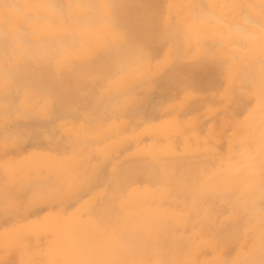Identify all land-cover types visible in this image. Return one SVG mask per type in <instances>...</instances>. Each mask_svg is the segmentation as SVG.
Wrapping results in <instances>:
<instances>
[{
    "label": "bare ground",
    "instance_id": "6f19581e",
    "mask_svg": "<svg viewBox=\"0 0 264 264\" xmlns=\"http://www.w3.org/2000/svg\"><path fill=\"white\" fill-rule=\"evenodd\" d=\"M195 1L196 4L195 7H193V3L185 0H0V138L4 139L0 142V148H10L9 150H11L14 146L18 148V146L23 145L22 143L27 139L37 142L39 139H44L43 137L46 136L50 138L53 134L54 137H58L60 133L58 131L60 130L57 129V123L69 119L76 122H84L88 125L95 123L99 125V127H97L98 133L100 132L99 134L108 133L112 135L118 133L115 137V142L122 143L123 140H127L128 143L129 141L131 145L133 144L132 149H135L136 155L146 156V158L144 156L143 158H138L142 160L145 159V164L140 165L141 163L139 164V161H137L138 159L136 160L135 157L134 159L137 162L135 160L133 161V158H131L132 160L130 158L127 160L126 158L127 161L136 163L135 165H130L133 163H128L124 160L126 162L120 164L122 166L120 170H118L119 166L117 167L116 165L117 172L115 170V173H118V175L114 174L113 177L115 178L116 176L119 179L112 178L117 183L111 179L112 175L108 176V182H110L112 186L107 181L108 184L104 182L108 180L105 176L106 173L104 174L106 179H104V177V181L100 179V182L103 181L106 184V192L108 190L107 194L110 193V188L108 187H111V194L113 190L115 191V195H110L112 197L109 199L111 201L113 198L111 203L114 205L110 204L113 209L110 208L108 204L110 201L105 203L106 206L103 204L104 199L101 200L102 206L101 203H97V201V204L91 207V211L94 210V212L97 213V210H99L98 213L101 211L105 213L108 212L109 209L108 213H110V216L108 214H102V216H104V219H102V216L98 217L93 213L95 218L97 217L96 220L99 221V224H96L97 222L94 223V220L88 215V217L82 221L83 225H81L86 229V234L89 230L95 233L99 231L103 234H114L117 238L116 241H113L114 248L119 247L117 246L118 244H116L120 242L117 235L129 234L131 238L128 236L126 237H128L129 240L131 239V247H126L128 251L130 249L129 252L132 251V256L129 255L133 258L131 260L132 262L126 257L124 259L131 264H264V0H234L231 3H227V0H214L209 3V0V5L212 4L216 9H211V11H217V9L218 11H226V9H230L231 12L238 9L241 13L240 16H242V18L245 16L244 22L228 23V17H224V12L222 16L223 21L221 20V23L213 19L215 24L219 26L223 24V26H220L224 28L223 33L216 32L214 34L216 37H221V41L213 42L211 40L207 42L208 44H203L199 39H195V36L191 35L189 32L190 34L187 35H190L193 39H182L183 43L181 38L179 40L177 38L183 35V29L188 30L192 24H198L199 22L201 24L202 21H205L206 23L208 22L206 26H209L208 28L210 30L215 28L214 25L209 23V21L212 22V18L204 19L202 17L204 14L211 17L212 14L210 13L212 12L210 11L209 13L206 9L205 13H200L204 6L201 4L204 3L200 0ZM199 13L203 15L198 17L197 15H200ZM204 23L202 26H205ZM241 29L242 32L240 31ZM253 30L259 32L257 33L258 36H254V34L251 35ZM180 31L182 32L181 35L179 33ZM194 33H196L195 30ZM190 36H188V38ZM206 36L209 38L208 36L210 35L207 34ZM222 37L226 39L223 40ZM190 57L193 60L195 58L196 62L191 64V60L189 61ZM219 84H221V86ZM218 85L220 86V90H218ZM223 85L224 87L221 89ZM139 90L142 92H136ZM177 90L183 91L181 92L183 98L180 102H178L177 96L175 97V92ZM179 93L176 95L181 94ZM154 94H157L156 99L155 97L151 98ZM249 96L250 98H247V101L250 99L251 106L248 104L249 108L246 109L248 111L247 121L245 124L244 121H242L241 129L236 131L237 128L240 127L236 128L234 123V125H230L231 122H233V118L231 117V119L229 117L231 119L230 121L222 114L224 118L228 119L226 122V119L220 116L223 121L222 125L230 123L228 125L231 127L228 129H217L218 132L215 131L214 134H209V136H207L209 138L208 143L204 142V135L195 128L191 130L188 123L183 121L180 115L176 118H168L174 110L181 111L187 108L188 110L191 109V114L193 112L197 113L200 110L202 112L204 111V113H202L203 115L200 113L197 114V120H200L202 116L204 117V114H207V119L211 120L212 117L208 115L213 116L216 111L220 110L226 111V109L228 110L230 107V104L238 106L240 99H242L241 97ZM244 99L246 100V98ZM151 102L154 103L152 104ZM241 106L239 105L237 109L241 108ZM234 107L236 106H233V108ZM187 109H184L183 113L186 111L185 113L189 114ZM193 109L197 110L195 111ZM234 111L232 112L233 114ZM238 111H240V109ZM238 111L235 113L240 114L241 112ZM162 114L166 116L167 120L160 125H155V121L160 115L163 116ZM260 115L261 122L259 127H256L255 124ZM240 117L241 116L237 117L236 120ZM186 118L188 119V117ZM195 118L193 116V119ZM160 122H162V120ZM20 123H24V126L27 123V128L30 124V127L28 129H25V127L22 128L20 127L22 126ZM213 123L216 124V122ZM13 124L17 125H14L13 128L15 129L12 128V130H8L9 128L7 127ZM32 125L33 127H31ZM201 125L202 124H200V126ZM244 125H249L251 127L255 126L254 133L259 128L258 137H256L255 142L253 141V145L249 143L250 136L247 139L248 142L245 141L247 137L244 138L243 135V132L246 130V128L243 130ZM59 127L61 129L60 124ZM91 127L92 125H90L89 129ZM215 127L217 128L218 126L215 125ZM233 127L234 129L236 128L234 130L236 132L235 135H232L233 139L231 142L234 141L237 146L235 147L234 145L233 148H236V150L239 148L242 152L241 158L250 159L248 163L232 164V160L227 158L228 153H232V150L228 152L230 143L226 142L225 151L220 150L222 147H225L222 146L223 144H218L219 146L216 144L222 143V136L226 135L225 129L229 130ZM216 128L214 130H216ZM55 129L57 135L54 133ZM126 130L129 131H127L128 137L121 139L122 137H126V135L123 134ZM64 131L67 132V129ZM63 136L68 137L65 135ZM147 136H149L147 140L150 141V144L144 146L143 138H147ZM69 138L71 139V137ZM69 138L66 140L68 143L66 150L68 152L72 150L69 148V144H71ZM94 138L96 137H92V140H94ZM101 138L105 139V137ZM99 140L100 139L97 137L96 142H99ZM224 141H226V139ZM29 142L30 140H28V143ZM191 142H193V144H191ZM32 143L33 142H31V144ZM38 143H40V141H38L37 144ZM53 143L48 144L53 145ZM87 143L88 142H85V144ZM93 143L95 144L94 141ZM127 143L125 142L126 146H129L130 144ZM57 144V146L54 147L62 149L61 144L58 142ZM100 144L102 143L100 142ZM216 145L217 147L222 146L218 149L219 151L213 150ZM63 146L66 148V143L65 145L63 144ZM103 146V152H105V150L111 148L110 146L113 147L114 145L107 142V144ZM76 148L77 147L73 150L74 152ZM57 149L55 148V150ZM128 149L130 148L123 150ZM190 150H195V152L198 151V153L203 152L202 154L208 151V155H206L207 158L203 159V155H197L202 159L196 156L195 158L199 160H189V158H193L195 155L188 156L187 153V156L184 157V154H182V158L180 157V153H185ZM31 151L33 152L34 150L31 148ZM90 151L88 152L89 154ZM80 152L82 151H79V153ZM97 152L99 153L98 157L101 156L100 153H102V151L98 150ZM119 152V156L121 157V151ZM238 152L236 151V153ZM111 153L114 154L113 151H111ZM111 153H108V156H112ZM116 155L117 154L113 156ZM166 156H169V159ZM175 156L176 159L180 157L182 160H176ZM44 157L45 156L41 157L39 161ZM173 157L175 160H172ZM107 158L109 157L106 156L105 162L108 164L107 161H110V158ZM170 158H172V163H169V161L171 162ZM164 159L165 161L166 159L169 160V164L166 163L167 161L165 162ZM24 160L28 161L26 159ZM56 160L58 168L66 169V167H72L73 165L72 161L61 160L65 162L62 163L58 161V159ZM97 160L98 159L95 161ZM148 160H150V162H148ZM47 161L49 162V160ZM10 162L11 164H6L8 166L4 167L6 172L10 168L22 166L20 163ZM111 162L112 161H110L109 164ZM22 163H24V161ZM31 163L33 162L31 161ZM40 163L42 162L40 161ZM75 163H77V161H75ZM102 163H104V161H102ZM77 164V168H80L79 163ZM94 165L96 164L94 163ZM94 165H90V167L93 169ZM110 165H107V167H110ZM125 165L128 166V168H125ZM88 166L89 165H87V168L89 170L90 167ZM247 166L248 169L246 168ZM123 167L126 170H124ZM94 169H97V166ZM94 169L93 172L95 173ZM31 170L30 172L33 173L34 169L31 168ZM50 170L51 169H49V171ZM18 171H21V169ZM45 171L41 169L40 173L42 176L43 172L44 175H46ZM6 172L5 174H7ZM13 172L16 173V171ZM83 173L85 175V172H82V174ZM29 174H26L29 177V179L26 177V183L32 178ZM63 174L64 173H62V175ZM12 175V177L15 176L14 174ZM236 175L239 176L237 177ZM8 176H11V174L9 175L8 173ZM37 176L38 175H36V177ZM93 176L92 173L91 179H93ZM22 177L24 179L25 176L22 175ZM36 177L34 180L35 182L37 181ZM3 178H5L4 175ZM45 178L44 181L46 180ZM77 178L78 177L74 179L75 181L73 180V183L75 182L74 186L78 184V182L76 183ZM11 179L16 181V179ZM38 179L41 182L39 176ZM91 179L89 180L91 181ZM84 180L85 182L87 181L86 178ZM118 180L124 183H120ZM140 180L146 181V184L139 186ZM15 181H13V183ZM17 181H19V179ZM57 182L59 183L60 179H57ZM46 183L47 181L45 184ZM51 183L52 182L48 180L49 188L53 186ZM104 183H100L102 185H97H99V187L105 186L103 185ZM61 184H63L64 187V184H66L65 180ZM83 184L84 186L86 185V183ZM83 184L81 185L83 186ZM122 184L130 185L128 189H123L124 186L122 187ZM14 185L16 184L14 183ZM13 186L10 185V187ZM38 186L40 185H35L39 191L40 187ZM21 187L23 188L24 186ZM21 187H19V192L22 190L24 196H26V192L31 190L29 189L30 187L23 188L26 191L23 192ZM90 187L92 186L90 185ZM36 188H34L36 190L35 193L37 192ZM44 188L42 189L43 191ZM78 188L80 187L78 186ZM95 188V186L92 187L93 190ZM59 189H61V186ZM80 189L82 190V188ZM92 189L88 191V193L92 192ZM48 190L46 191L48 192ZM87 190H89V186ZM43 191L40 193L41 195ZM65 191L67 190L64 189L63 195L69 192L67 191L65 193ZM1 192L3 195L6 193V195L9 196V199L5 197V201L4 198L0 197V203L1 199H3L1 205L4 204L3 202L12 203L13 199H16V201H14L17 202L19 198L17 196V198H12L10 195L12 193L7 191L4 193L2 189ZM57 192H59V194ZM57 192L56 195L61 194L60 191ZM73 192L75 194L74 190L69 194ZM77 192H80V190H76V193ZM51 193H53V189ZM36 194L38 195V193ZM74 194H71V198ZM86 194L83 193V195ZM21 195L23 196V194ZM50 195L52 194L49 193L48 199H46L47 203L52 202V199L48 202ZM28 197L30 196L28 195ZM35 197L37 196L33 195L34 200ZM83 197L80 199L82 200ZM92 197H94V195ZM6 198L12 202H7ZM37 198L39 200V198L43 199L44 197H39L38 195ZM68 198L70 199V196L65 199L69 200ZM32 199L31 203L28 199L30 204H34V200ZM67 200L66 203L68 202ZM79 200L78 202H80ZM88 200L86 202H88ZM35 201H37V199ZM58 201L59 200L56 202ZM63 201L65 200L62 199L60 203L66 204ZM90 201L88 204H90ZM44 203L46 205V202L40 205L43 207ZM53 203L55 202L51 204ZM14 204V202L10 204V207ZM32 205L30 208H32ZM103 206H105V208ZM35 207L36 206H33L34 209ZM27 208L29 209V207ZM39 208L37 209L40 210ZM13 211L15 210H12V212ZM29 211L27 213H29ZM12 212H7L9 216L7 214L5 216V214L1 212L0 215L4 219L0 218V220L2 219L1 221L5 223V219L7 218V221L10 217V221H8L10 223L12 220V214L10 215V213ZM20 213H22V211H19V213L17 211L16 215ZM32 214L35 215L36 213L32 212ZM21 216L20 214V217ZM27 216H30V213L27 214ZM50 216L53 215L50 214L49 217ZM56 220L59 221L58 217ZM1 221L0 223L2 225L5 226L7 224V222L3 224ZM107 221L111 222L106 224ZM112 222L113 224L111 225ZM55 224H57V222ZM6 232L7 231L2 232L4 236ZM2 233H0V236H3ZM11 234L14 233H10V235ZM15 234L17 235V233ZM88 234L90 235L91 232ZM103 234L102 237L108 236ZM59 235H61V233ZM80 235L82 234L80 233ZM33 236L34 234L28 237L31 239ZM87 238L89 240L86 239V237L85 239L83 238V243L86 240L91 241L90 237ZM33 239H31V241H33ZM40 241L43 242L42 239H40ZM46 241H48V239ZM61 241L62 239L60 242ZM33 242L31 243L33 244ZM40 244L42 245V243ZM97 244H99V242ZM68 245L69 244H67V248L69 247ZM86 245L89 246L87 243ZM119 245L124 247L122 243H119ZM91 246L94 247L93 250ZM91 246V249L89 247L88 250H92L91 254L95 252V254H97L99 250H94L98 245ZM151 247L158 251V253L155 251L158 256H146L144 258L142 252L147 254L150 253V256L151 254L154 255V253L151 252ZM86 248L87 247H85V249ZM104 248L100 249L101 251L103 249L107 252V255L103 252L102 255L104 254L103 256H108L109 258L108 252L111 250L109 251L108 247H106L107 249ZM7 249H5V252H7ZM29 249L32 250L30 247ZM120 249L118 250L119 252L121 251ZM30 250H27V252H30ZM18 251H20V249H18ZM85 251H87V249ZM86 253L88 254V252H85V254ZM138 253L142 254V258H139L140 256ZM10 254L7 253V256H10ZM15 254L12 253V256ZM23 254L22 256H24ZM25 256L23 258L29 261V258H25ZM35 256L36 253L34 257ZM118 256L120 255L118 254ZM130 256L128 258H130ZM11 257H9L10 260ZM99 257L96 258L99 259ZM34 259L37 258L35 257ZM105 260L106 259H104V261ZM36 261H38V259ZM101 261H103V259H101ZM104 261L102 263L97 262L98 264H103ZM24 263H26V260ZM124 263L123 261L122 264ZM3 264H5V262ZM106 264L110 263L106 262Z\"/></svg>",
    "mask_w": 264,
    "mask_h": 264
},
{
    "label": "rangeland",
    "instance_id": "374dc122",
    "mask_svg": "<svg viewBox=\"0 0 264 264\" xmlns=\"http://www.w3.org/2000/svg\"><path fill=\"white\" fill-rule=\"evenodd\" d=\"M182 1V0H181ZM185 1H188V2H190V3H193V7H195V4H196V1L195 0H185ZM202 3H204V4H201V5H204L203 6V10L201 9V11L202 12H200V13H205L206 12V9H207V12H209L210 13V11H211V9H215L214 7H213V5L211 6V5H209V3L211 2V1H214V0H200ZM208 1H209V3H208ZM232 1H234V0H227V3H231ZM206 2H207V4H206ZM240 3V2H239ZM238 3V4H239ZM207 7V8H206ZM213 7V8H212ZM209 9V10H208ZM216 10V9H215ZM238 11V12H237ZM212 13H210V14H212V16L210 17V16H206L205 14L203 15V14H200V15H197L198 17L199 16H202L204 19H210V18H212V22L215 20V21H220V23H221V20L223 21V18H222V16H223V14H224V12H225V14H224V17H228L227 18V22L228 23H230V22H236V23H242V21L244 22V20H245V16H244V18H242V16H240L241 15V13H240V10H238V9H236V10H234V11H231L230 12V9H226V11H224V10H220V11H218V9H217V11H211ZM234 12V13H233ZM216 13H217V16H216ZM239 13V14H238ZM215 16H214V15ZM229 14V15H228ZM232 14V15H231ZM205 16V17H204ZM236 16V17H235ZM238 16V17H237ZM208 17V18H207ZM213 17H215V18H213ZM232 17V18H231ZM234 17V18H233ZM221 18V19H220ZM232 20H231V19ZM214 19V20H213ZM229 19V20H228ZM237 19V20H236ZM243 19V20H242ZM231 20V21H230ZM217 21V22H218ZM203 23L205 22V21H202ZM201 22V24H200V22L198 23V24H192L191 25V27L190 28H188V30L187 29H183L184 30V32H183V35H181L182 34V32L180 31L179 33H180V37H178L177 39L179 40L180 38H181V41L183 42V40L185 39V40H191V39H193V37H191L190 35H187V34H190L191 33V35H194L195 36V39H199L200 40V42L201 43H205V44H208L207 42H210L211 40L214 42V41H216V42H219V41H221L220 39H221V37H216L214 34L217 32V33H223V27L221 28L220 26L222 25L223 26V24H221L220 26L218 25V24H215V22H211V21H209V23H211V25H214V29H212V30H214V31H212V30H210L208 27L209 26H206V24L208 23H204V25L206 26H202V23ZM194 30L196 31V33H194ZM198 30V31H197ZM188 31V32H187ZM193 31V32H192ZM229 31V30H228ZM259 31V30H258ZM190 32V33H189ZM211 32V33H210ZM225 32V31H224ZM232 32V31H231ZM231 32H229V33H231ZM263 32H264V30H263ZM199 33V34H198ZM257 33H259V32H255L254 30H253V32H252V34L251 35H253L254 34V36L256 35V36H258V34ZM210 35V36H208L209 38H207V36L206 35ZM184 36V37H183ZM187 36V37H186ZM188 36H190L189 38H188ZM215 36V37H214ZM183 39V40H182ZM204 41H203V40ZM208 39H210V40H208ZM214 39V40H213ZM222 39L224 40V39H226V38H223L222 37ZM184 43V42H183ZM193 47V46H192ZM196 47V46H195ZM194 47V48H195ZM166 48V47H165ZM191 58V57H190ZM189 58V61L191 62V64L194 62H196V59L194 58V60L191 58L190 59ZM188 61V62H189ZM222 84V83H221ZM221 84H219L220 86H221ZM218 85V86H219ZM220 86H219V89L218 90H220ZM223 87H224V85L221 87V89H223ZM181 93V92H183V91H181V90H177L175 93L176 94H178L179 92ZM136 92H138V93H141L142 91L141 90H139V91H136ZM174 93V94H175ZM179 93V94H180ZM175 94V97L176 98H178L177 100H178V102H180L181 101V99L183 98V94L181 93L180 95H176ZM157 94H154V95H152L151 96V98L153 97H155V99H156V96ZM244 96H246V95H244ZM248 96V95H247ZM242 99H240V103H239V105L241 106V108H238L237 109V107L239 106H237V105H232V104H230V107L228 108V110L226 109V111L225 110H220V111H216V113L213 115V114H211V115H213V116H210V115H208L209 117H212V119L211 120H208L207 119V114H204V117L202 116L201 118H200V120H197V114H202V113H204V111L202 112L201 110L199 111V112H193L192 114H191V109L190 110H188L187 108H184V109H187V111H188V113L189 114H187V113H183V111H184V109H182L181 111H179V110H174L173 112H172V114L168 117V118H176L178 115H180V117L181 118H183L182 120L183 121H185L186 123H188V126L191 128V130L193 129V128H195L197 131H199L200 133H202L203 135H204V137H203V140H204V142H206V143H208V140H209V138L207 137V136H209V134H214V132L216 131V132H218V130H220V129H222V128H226V129H228V128H230L231 126H232V124L237 128V127H240V128H237V130L236 131H238L239 129H241V126H242V121H244V124L246 123V121H247V116H248V111L246 110L247 108H249V106H251L250 105V99H249V101H247L248 99L247 98H250V96L249 97H241ZM244 98H246V100L244 99ZM155 99H152V100H155ZM241 101H242V103H241ZM155 102V101H154ZM154 102H151L152 104L154 103ZM244 102V103H243ZM245 102H248V103H245ZM191 103V102H190ZM248 104H249V106H248ZM149 105V104H148ZM189 105V104H188ZM203 105H205V104H203ZM231 105H232V107H231ZM246 105V106H245ZM190 106V105H189ZM233 106H236V107H234V108H236V109H234L233 108ZM244 106V107H243ZM197 108V107H196ZM198 109V108H197ZM196 109V110H197ZM240 109V111H238ZM193 110H195V109H193ZM195 110V111H196ZM235 110V111H234ZM245 110V111H244ZM223 111V112H222ZM234 111V114L232 113ZM236 111H238V112H241L240 114L239 113H235ZM218 112H219V114H218ZM221 112V113H220ZM176 113V114H175ZM178 113V114H177ZM180 113H182V114H180ZM195 114H196V118H195ZM218 114V115H217ZM222 114L226 117V118H228L230 121H231V119H232V121L233 122H231V124L230 123H228V124H230V125H228L227 123L226 124H223L222 125V119H221V117L222 118H224L223 116H222ZM233 114V115H232ZM163 116H159L158 117V119L155 121V125H160V124H162L163 122H165V120H167V118H166V116L164 115V114H162ZM203 115V114H202ZM216 115V116H215ZM241 116L240 118H238V120H236V118L237 117H239V116ZM245 115V116H244ZM173 116V117H172ZM193 116H194V118L195 119H193ZM221 116V117H220ZM261 116V115H260ZM186 117H188V119L186 118ZM190 117V118H189ZM219 117V118H218ZM231 119H230V118ZM162 118V119H161ZM165 118V119H164ZM208 120H206V119ZM217 118V119H216ZM226 118H224V119H226ZM204 119H205V121H204ZM228 119H226V122H227V120ZM240 119V120H239ZM162 120V122H160ZM203 120V121H202ZM216 120V121H215ZM196 121H198V122H196ZM201 121V122H200ZM218 121V122H217ZM229 121V122H230ZM158 122H160V123H158ZM200 122V123H199ZM203 122H205V123H203ZM211 122V123H210ZM213 122H216V124L215 123H213ZM69 123V124H68ZM158 123V124H157ZM196 123V124H195ZM199 123V124H198ZM207 123V124H206ZM212 123H213V125L215 124L216 126H218L217 128L215 127V125L213 126L212 125ZM220 123V124H219ZM24 123H20V125H22V126H20V127H25V129H28L29 127H30V124H29V127L27 128V123L25 124V126L23 125ZM58 124V125H57ZM56 125L58 126L57 127V129L58 130H60V131H58V132H60L58 135V137H54V134L52 135V136H50V138L49 137H43L44 139H39L38 141H40V143H38L37 144V142L36 141H33V140H31V139H27V140H24V142L22 143L23 145H20V146H18V148H17V146L15 147L14 145V147H13V149H11V150H9L10 148H6V149H1L0 148V167H2V168H0V187H2V188H0V197H2V198H4V201H5V197H8V199H9V196L8 195H6V191L7 192H10V193H12V194H10L11 195V197L12 198H17V197H19L18 199H17V202H15L16 201V199H13L12 201L15 203L13 206H11V207H13V208H11L10 207V204H13V202L11 201V200H8L7 198V202H12V203H6V202H3L4 204L3 205H1V203H2V200L3 199H1V203H0V207H2V208H0V213L2 212V213H4L5 214V216H6V214L8 215V211H10V212H12V210H15V211H13L12 213H10V215L12 214V217H11V222L9 223L8 221H10V217H9V220H7L6 221V219H5V223L4 222H2L1 220L2 219H4V218H2V216L0 217V218H2L0 221L3 223V224H6V222H7V224L4 226V225H2L1 223H0V233H2V232H4V231H7L6 233H5V236H4V233H2L3 234V236H0V264L2 263H4L5 262V264H87V263H90V264H98V262H103L104 261V259H106L105 261L107 262V263H110V264H113L114 262V264H122L123 263V261L125 262L124 264H129L130 262L129 261H131L132 260V258L133 257H131L132 256V251L131 252H129L130 251V249H129V251H128V249H127V247L129 248V247H131V239L129 240L128 239V237L129 238H131L130 237V235L128 234L127 235V233H125V234H119V235H117V237H118V239H119V243L121 244H123L124 245V247L122 246H120L119 245V243H116V244H118L117 246H119V247H117V248H114L113 247V241H116L117 240V238H116V236L114 235V234H111V233H107V234H103L102 232H93V231H90L89 230V232H91V234L89 235L88 233L86 234V229H84L83 228V226H81V225H83V223H82V221H84L87 217H88V215L90 216V218L91 219H93L94 221V223H96V224H99V221H97L96 220V218H95V215L96 216H98V217H100V216H102V214H108L109 216H110V213H108L109 212V209H108V212H105L104 213V211L102 212H99L98 213V211L99 210H97V213L96 212H94V210L93 211H91V207H93V205H96L97 203H101L102 201L101 200H103L104 201V203L103 204H105V203H107V201H110L109 199L112 197V196H110V195H115V191L113 190V188H112V190H113V193L111 194V187H108V188H110L109 189V192L110 193H108L107 194V192H108V190H107V192H106V184L105 183H107L108 181H109V178H108V176L110 175H112L111 176V179L112 180H114V179H116L117 177L115 176V178L113 177L114 176V174H116L115 173V170H116V168L119 166V169L118 170H120V168L122 167L120 164H122L123 162L125 163L127 160H129V158L131 159V158H133V161L135 160L134 159V157L136 158V160L139 158V157H141V158H143V156L146 158V156L145 155H136L135 154V149H132L133 147V144L131 145L130 143H129V141H128V143L131 145H127L126 146V144H125V142L127 143V140H123V142L122 143H119V142H115L116 141V139H115V137H116V135L118 134V133H114V134H112V135H109L108 133H103V134H99L98 133V128L97 127H99V125H97V124H90V125H92V127L89 129V127H90V125H88V124H86V123H84V122H80V121H78V122H76V121H74V120H64V121H62L61 123H57ZM59 124H60V126H61V129H60V127H59ZM200 124H202L201 126H200ZM14 125L15 126H17L16 124H13V125H10V126H8L7 128H9L8 130H12V128L14 127ZM27 125V126H26ZM70 125H71V127H70ZM198 125H199V127H198ZM228 125V126H227ZM240 125V126H239ZM19 126V125H18ZM55 126V125H54ZM83 126V127H82ZM31 127H33V125L31 126ZM95 127V128H94ZM206 127V128H205ZM216 128V130H214L215 128ZM220 127V128H219ZM54 128V127H53ZM103 128V127H102ZM101 128V129H102ZM213 128V129H212ZM235 128V129H236ZM13 129H15V128H13ZM67 129V132L66 131H64V130H66ZM71 129V130H70ZM205 129V130H204ZM218 129V130H217ZM225 129V134L226 135H224V136H222V143H216L217 145L218 144H223L222 146H225V147H222L221 145V147H217V145L215 146V148H213V150L215 151V150H217V151H219L218 149H220V150H223V151H225L226 150V142H229L230 143V145H229V147H228V152H230L231 150H232V153L230 154V153H228V156H227V158L228 159H231L232 160V164H242V163H248V161L250 160L249 158L248 159H245V158H241V156H242V152L239 150V148H237L238 150H236V148H233L234 147V145H235V142L233 141V142H231L232 141V135H235V132L236 131H234L235 129H234V127L232 128V129H229V130H226ZM63 130V131H62ZM128 130H126V132H124L123 134L124 135H126V137H122L121 138V136H120V138L121 139H125V138H127L128 136H127V133L129 132H127ZM56 129H55V131H54V133L56 134ZM61 132H62V134L63 135H65V136H68V137H64L62 134H61ZM69 132H71V133H69ZM126 133V134H125ZM233 133V134H232ZM245 133H246V130L243 132V135H245ZM60 134H61V137H60ZM86 134H87V136H86ZM109 136H108V135ZM57 135V134H56ZM74 135H75V137H74ZM226 136V137H225ZM1 137V136H0ZM69 137H71V139L69 138ZM78 137V138H77ZM84 137V138H83ZM92 137H98V139H100L99 140V142H98V144H97V142H96V138H94V140H92ZM101 137H105V139H102ZM107 137V138H106ZM207 137V138H206ZM53 138H54V141H53ZM57 138V139H56ZM67 138V139H66ZM68 138H69V140H71L70 142H71V144H69V148H71L72 150L71 151H67L66 149H67V147H68V143L66 142V140H68ZM149 138V136H147V138L145 137V138H143V144H144V146L146 145V146H148L149 144H150V141L149 140H147ZM57 140V142L58 143H60L61 144V148L62 149H65V150H62V149H60L59 147H58V149H57V147H54V146H57V145H59V144H57V142H56V140ZM64 139V140H63ZM83 139H84V141H83ZM102 139V140H101ZM226 139V141H224ZM2 140H4V139H2V138H0V142L2 141ZM28 140H30V142L28 143ZM45 140V141H44ZM48 140H50V141H52V142H50V141H48ZM86 140V141H85ZM89 140V141H88ZM147 140V141H146ZM8 141H11V140H8ZM8 141H6V142H8ZM47 141V142H46ZM60 141V142H59ZM93 141L95 142V144L93 143ZM146 141V142H145ZM5 142V143H6ZM12 142V141H11ZM31 142H33L32 144H31ZM54 142V143H53ZM69 142V143H70ZM75 142V143H74ZM85 142H88L87 144H85ZM100 142L102 143V144H100ZM107 142L108 143H112L114 146L112 147V146H110L111 148H109V150H105V152H103V149H104V146L103 145H105V144H107ZM51 144V143H53V145H49V144ZM57 145H56V144ZM65 143H66V148H64V146H63V144L65 145ZM127 143V144H128ZM133 143V142H132ZM232 143V144H231ZM28 144H30V145H28ZM35 144V145H34ZM43 144V145H42ZM81 144V145H80ZM92 144H94V145H92ZM100 144V145H99ZM123 144V145H122ZM125 144V145H124ZM191 144H193V142H191ZM213 144V143H212ZM28 145V146H27ZM32 145H34V146H32ZM91 145V146H90ZM120 145H121V147H120ZM46 146V147H45ZM51 146V147H50ZM60 146V145H59ZM74 146V147H73ZM219 146V145H218ZM232 146V147H231ZM35 147V148H34ZM53 147V148H52ZM75 147H77L76 148V150H75V152L73 151L74 149H75ZM122 147H123V149H127V148H130V149H128V150H123L122 149ZM125 147V148H124ZM127 147V148H126ZM192 147H193V145H192ZM235 147H237L236 145H235ZM28 148H30V149H28ZM31 148H32V150H34L33 152L31 151ZM42 150H41V149ZM49 148V149H48ZM55 148L58 150H55ZM79 148V149H78ZM121 148V149H120ZM224 148V149H223ZM24 149V150H23ZM27 149H28V152H27ZM51 149V150H50ZM53 149V150H52ZM116 149V150H115ZM132 149V150H131ZM60 150V151H59ZM70 150V149H69ZM78 150V151H77ZM91 150V151H90ZM98 150H100V151H102V153H100V155L101 156H99L98 157V155H99V153L97 152ZM115 150V151H114ZM121 151V157L119 156L120 155V152L119 151ZM202 150V149H201ZM230 150V151H229ZM53 151H55V152H53ZM64 151H66V152H64ZM79 151H82V152H80L79 153ZM90 151V154L88 153ZM108 151V152H107ZM111 151H113L114 152V154H112L111 153ZM118 151V152H117ZM200 151V150H199ZM236 151L238 152V153H236ZM44 154H43V153ZM59 152H61V153H59ZM76 152H77V154H76ZM94 152V153H93ZM96 152H97V155H96ZM195 150H193V151H187V152H185V153H180V157H181V155L182 154H184V157L185 156H190V155H195V156H193V158H189V160L190 159H192V160H199V159H206L207 157H206V155H208L207 154V152L208 151H205L204 153L205 154H202L203 152H199L198 153V151H196L195 153ZM26 153H28V154H26ZM42 153V154H41ZM55 153V154H54ZM79 153V154H78ZM82 153V154H81ZM108 153H111V155L112 156H108L109 154ZM119 153V154H118ZM134 153V154H133ZM186 153H187V155H186ZM198 153V154H197ZM236 153V154H235ZM26 154V155H25ZM33 154V155H32ZM37 154V155H36ZM115 154H117L116 156H113V155H115ZM24 155V156H23ZM42 155V156H41ZM107 157H109L110 158V161H112L110 164L112 165H110L109 164V162L110 161H107L108 162V164L105 162L106 161V156ZM197 155H203V157L202 158H200V156H197ZM31 156V157H30ZM37 156V157H36ZM43 156H45V157H47V158H42V160H40L42 163H40V161H39V159H41V157H43ZM61 156V157H60ZM87 156V157H86ZM105 156V157H104ZM129 156V157H128ZM131 156V157H130ZM149 156V155H148ZM199 157V159L198 158H195V157ZM28 157H30V158H28ZM54 157V158H53ZM97 157V158H96ZM101 157V158H100ZM114 157V158H113ZM115 157H117V158H115ZM150 157V156H149ZM167 157V156H166ZM169 157V156H168ZM167 157V158H168ZM180 157L179 158H177V159H180ZM233 157V158H232ZM21 158V159H20ZM32 158H34V159H32ZM36 158V159H35ZM58 159V161H61V160H66V161H72L73 162V165H72V167H66V169L65 168H58V166H57V163H56V159ZM86 158V159H85ZM91 158V159H90ZM98 159L97 161H95L96 159ZM101 160H100V159ZM109 158H107V159H109ZM126 158H127V160H126ZM138 159L137 161H139V164L140 165H143V164H145V159L144 160H142V159ZM182 158V157H181ZM187 158V157H186ZM24 159H26V160H28L30 163H31V161L34 163H29L28 161H25ZM44 159V160H43ZM46 159V160H45ZM54 159V160H53ZM90 159V160H89ZM112 159V160H111ZM150 159V158H149ZM169 159V158H168ZM172 158H170V160H171ZM175 159H176V156H175ZM174 159V157H173V159L172 160H175ZM176 159V160H177ZM34 160V161H33ZM47 160H49V162L47 161ZM51 160H53V161H51ZM124 160H126V161H124ZM132 160V159H131ZM135 160V161H136ZM140 160H142V161H140ZM171 160V162L169 161V160H167L166 159V161H165V159H164V161L166 162V163H168V161H169V163H172L173 161ZM180 160H182V159H180ZM185 160V159H184ZM187 160V159H186ZM191 160V161H192ZM10 161H12V162H15V163H20L22 166L21 167H16V168H10L7 172H6V170H4V167H6V166H8L9 164H11V162ZM20 161V162H19ZM24 161V163H22ZM75 161H77V163H79V166H80V168H82V169H80L79 167L77 168V166H78V164L77 163H75ZM85 163H84V162ZM102 161H104V163H102ZM136 161V162H137ZM146 161H147V159H146ZM62 163H65L64 161H61ZM81 162V163H80ZM100 162V163H99ZM128 163L129 162H131V163H133L132 161H127ZM135 162V163H136ZM148 162H150V160H148ZM164 162V163H165ZM183 162V161H182ZM185 162H187V161H185ZM28 163V164H27ZM36 163V164H35ZM83 163V164H82ZM94 163L96 164V165H94ZM135 163H133V164H130V165H135ZM168 163V164H169ZM6 164H8V165H6ZM25 164V165H24ZM48 164V165H47ZM77 164V165H76ZM138 164V163H137ZM136 164V165H137ZM138 164V165H139ZM26 165H27V167H26ZM39 165V166H38ZM47 165V166H46ZM87 165H89L88 167H90V165L91 166H93L94 165V168L97 166V169H94V171H95V173L93 172V169L90 167L89 168V170H88V168H87ZM99 165V166H98ZM107 165H110V167L108 168L107 167ZM116 165H117V167H116ZM126 165H127V163H126ZM125 165V166H126ZM129 165V164H128ZM38 166V167H37ZM54 166V167H53ZM102 166V167H101ZM24 167V168H23ZM40 167H41V169H42V171H45V170H47V171H45L46 173V175H44V172H43V176L41 175V173H40V171H41V169H40ZM50 167V168H49ZM85 167H86V169H85ZM104 167V168H103ZM107 167V168H106ZM115 169H114V168ZM27 168V169H26ZM31 168H33L34 170H33V173L32 172H30V171H32L31 170ZM37 168H38V170H37ZM53 168V169H52ZM67 168H69V169H67ZM103 168V169H102ZM113 170H112V169ZM125 168H128V166H126ZM247 169H248V166L246 167ZM20 170L21 169V171H18V170ZM26 169V170H25ZM49 169H51L50 171H49ZM80 169V170H79ZM108 169V170H107ZM111 169V170H110ZM123 169H124V167H123ZM2 170H4V171H2ZM40 170V171H39ZM53 170V171H52ZM107 170V171H106ZM124 170H126V169H124ZM12 171V172H11ZM13 171H16V173L15 172H13ZM18 171V172H17ZM36 171V172H35ZM39 171V172H38ZM58 171H60V172H58ZM65 171H67V172H65ZM71 171H73V172H71ZM86 171H87V173H86ZM98 171V172H97ZM111 172V173H109V172ZM5 172L7 173V174H5ZM11 172V173H10ZM75 172V173H74ZM82 172H85V175H84V173L82 174ZM97 172V173H96ZM116 172H117V170H116ZM8 173H9V175L11 174V176H8ZM17 173H19V174H17ZM29 173H31V174H29ZM35 173H37V174H35ZM62 173H64L63 175H62ZM82 174V177H81V174ZM92 173H93V179H91V175H92ZM99 173H102V174H99ZM106 173V174H105ZM109 173V174H108ZM12 174H14L15 176L14 177H12L13 175ZM29 174V175H31V179L33 180H29L28 181V183H26L27 182V178L26 177H28L27 175ZM35 174V175H34ZM53 174V175H52ZM73 174H74V176H73ZM79 174H80V176H79ZM100 176H99V175ZM104 174H105V176L107 177V179L108 180H103V178L105 177L104 176ZM3 175H4V177L6 178H3ZM22 175L23 176H25L24 177V179H23V177H22ZM36 175H38L39 176V178H40V180H41V182L39 181V179H38V176L36 177ZM58 175H59V177H58ZM78 175V176H77ZM89 177H88V176ZM116 175H118V173L116 174ZM7 176V177H6ZM47 176H48V180H49V182L51 181L52 183H51V185H53V186H51L50 188H49V185H48V180H47ZM84 176H85V178H86V182H85V178H84ZM97 176H98V178H97ZM237 177L239 176V175H236ZM35 177H36V180L38 181V183H37V181L35 182L34 180H35ZM46 179L45 181H44V178ZM52 177V178H51ZM57 177V178H56ZM61 177V178H60ZM76 177H78L77 178V180H76V183L78 182V184H77V186H76V184H75V186H74V183H73V180L74 179H76ZM100 177H102V178H100ZM106 177L104 178V179H106ZM114 179H113V178ZM10 180H9V179ZM11 178H13V179H16V181L15 180H12ZM22 178V179H21ZM26 178V179H25ZM82 178H84V179H82ZM236 178V177H235ZM19 179V181H17ZM28 179H29V177H28ZM52 179H53V181H52ZM57 179L59 180L60 179V184L57 182ZM89 179H91V181L89 180ZM100 179H102L103 181H101L100 182ZM110 179V180H111ZM117 179H119V178H117ZM11 180H12V182H11ZM21 180V181H20ZM64 180H65V182H66V184H64V187H63V184H61V183H63L64 182ZM95 180V181H94ZM98 180V181H97ZM235 180V179H234ZM13 181H15L14 183L17 185H14V183H13ZM24 182V184H23V182ZM26 181V182H25ZM44 181V182H43ZM47 181V183L45 184V182ZM75 181V180H74ZM107 181V182H106ZM117 181V180H116ZM119 181V180H118ZM140 181H142V182H140ZM139 181V186H141V185H144V184H146V181H143V180H140ZM264 181V180H263ZM11 182V183H10ZM30 182V183H29ZM44 184H43V183ZM94 182V183H93ZM99 182V183H98ZM113 182V181H112ZM114 182H115V180H114ZM120 182V181H119ZM123 181H121L120 183H122ZM127 182V181H126ZM41 183V184H40ZM57 183V184H56ZM70 183V184H69ZM83 183H86V185L84 186V184ZM89 183H91V184H89ZM93 183V184H92ZM100 183H104L103 185H105V186H100L99 187V185H97V184H100ZM109 184H110V182H108ZM107 183V184H108ZM115 183H117V182H115ZM124 183V182H123ZM21 184H23V185H21ZM26 184V185H25ZM34 184V185H33ZM81 184H83V186L81 185ZM89 184V185H88ZM95 184V185H94ZM10 185L11 186H13V187H10ZM29 185H31V186H29ZM33 185V186H32ZM35 185H40V186H38V187H40L39 188V191H38V189L35 187ZM90 185L93 187V186H95L96 188L93 190L92 189V187H90ZM97 185V186H96ZM100 185H102V184H100ZM111 186H112V184H110ZM130 184H126V185H123L122 184V187L124 186V188L123 189H128V186H129ZM21 186H24L23 188L25 189V188H28V187H30L29 189H31L30 191H28V192H26ZM57 186V187H56ZM60 186H61V189H59L60 188ZM74 186V187H73ZM78 186L80 187V188H82V190L80 189V188H78ZM82 186V187H81ZM88 186H89V190H87L88 189ZM114 186V185H113ZM19 187H21V189H23V192H26L25 193V195L26 196H24V193H22V190H21V192H19L20 191V188ZM33 187V188H32ZM44 187H46V188H44ZM56 187V188H55ZM68 187V188H67ZM72 187H73V189H72ZM77 187V188H76ZM86 187V188H85ZM11 188H12V190H11ZM34 188H36L37 189V192L36 193H38V195H39V197H44L43 199L42 198H39V200H38V195L35 193V189ZM44 188V191L42 190ZM49 190H48V189ZM63 188V189H62ZM72 190H71V189ZM85 188V189H84ZM1 189H2V191L5 193L4 195H3V193L1 192ZM33 189V190H32ZM52 189H53V193H51L52 192ZM64 189L65 190H67V191H69V192H67V191H65V193H66V195H63L64 194ZM75 191V194H74V192L73 193H71V194H74L73 196H72V198H71V194H69L71 191ZM93 190L92 192H89L88 193V191H90V190ZM98 189V190H97ZM18 190V191H17ZM27 190V189H26ZM40 190H42L43 191V194L41 195L40 193L42 192V191H40ZM46 190H48V192L46 191ZM62 190V191H61ZM76 190L77 191H79L80 190V192H77L76 193ZM97 190V191H96ZM46 191V192H45ZM57 191H60L61 192V194L60 195H58L59 194V192H57ZM83 191V192H82ZM87 191V192H86ZM56 192L58 193L57 195H56ZM23 194V196L21 195V194ZM35 193V194H34ZM49 193L50 194H52V195H50L49 197H50V199L48 200V202L51 200L52 202H55V203H53V204H51L52 202H50V203H47V200L46 199H48V195H49ZM81 193V194H80ZM83 193H87L86 195H87V197H86V195H83ZM3 196H2V195ZM8 194V193H7ZM18 194V195H17ZM31 194V195H30ZM105 194H106V197H105ZM128 194V193H127ZM6 195V196H5ZM28 195L31 197H28ZM33 195H35V196H37V197H35V200L37 199V201H35L34 200V198H33ZM57 197H56V196ZM94 195V197H92ZM17 196V197H16ZM56 198H55V197ZM64 196V197H63ZM70 196V199L69 200H67V199H65L66 197H69ZM83 196H85V197H83ZM23 197H26V198H23ZM46 197V198H45ZM78 197V198H77ZM81 197H83L82 198V200L80 199ZM106 199H105V198ZM109 197V198H108ZM12 198H10V199H12ZM33 198V199H32ZM60 198V199H59ZM88 198H89V200H88ZM98 198H101V199H98ZM107 198H108V200H107ZM176 198V197H175ZM24 199H25V201H24ZM28 199L30 200L29 202L31 203V199L32 200H34V204L32 205V204H30L29 202H28ZM65 200V201H63V202H65L66 203V200L69 202H67L66 204H64L63 202V204H61L60 202H61V200ZM80 199V200H79ZM97 199V200H96ZM15 200V201H14ZM57 200H59L58 202H56ZM78 200L80 201V202H78ZM88 200V202L90 201V204H88V202H86ZM112 200H113V198H112ZM111 200V201H112ZM76 201H77V203H76ZM98 201V202H97ZM111 201L110 202H108V204L110 205V204H113V203H111ZM21 202V203H20ZM33 202V201H32ZM37 202V203H36ZM43 202H46V205H45V203H44V206L42 207V205H43ZM74 202V203H73ZM85 202H86V204H85ZM97 202V203H96ZM70 203H71V205H70ZM77 204V206H76V204ZM40 204H42V205H40ZM59 204V205H58ZM68 204H69V206H68ZM102 203H101V206L103 205ZM107 204V205H108ZM15 205H16V208H15ZM31 205H32V208H30L31 207ZM40 207H38V206ZM54 205V206H53ZM83 205V206H82ZM100 205V204H99ZM99 205H97V206H99ZM114 205V204H113ZM170 205V204H169ZM168 205V206H169ZM33 206H36L35 207V209L33 208ZM66 206V207H65ZM89 208H88V207ZM105 206H106V204H105ZM105 206H103L104 208H105ZM21 207V208H20ZM27 207H29V209L27 208ZM68 207V208H67ZM9 208V209H8ZM19 208H20V210H19ZM37 208H39L40 210H38ZM66 208V209H65ZM97 208H99V207H97ZM109 208V207H108ZM110 208H112V206L110 205ZM2 209V210H1ZM38 211H37V210ZM94 209H95V206H94ZM107 209V208H106ZM113 209V208H112ZM6 210V211H5ZM8 210V211H7ZM26 210H30L29 211V213H30V216H32V217H30V216H27V214H29V213H27L28 211H26ZM34 210V211H33ZM101 210H102V208H101ZM104 210V209H103ZM4 211V212H3ZM17 211H18V213H19V211H22V213H20L22 216L20 217V214H18V215H16V213H17ZM32 212L34 213H36L35 215L34 214H32ZM61 212H63V213H61ZM86 212V213H85ZM95 215H94V214ZM100 213H101V215H100ZM111 213H112V211H111ZM53 215V216H50L49 217V215ZM60 214V215H59ZM87 214V215H86ZM99 214V215H98ZM3 215V214H2ZM34 215V216H33ZM46 215V216H45ZM9 216V215H8ZM7 216V217H8ZM18 216V217H17ZM27 216V217H26ZM3 217H4V215H3ZM47 217H49V218H47ZM57 217H58V219H59V221L58 220H56L57 219ZM60 217V218H59ZM103 218L102 219H104V216H102ZM106 217H108V216H106ZM40 218V219H39ZM42 219V220H41ZM45 219H47V220H45ZM66 219H67V221H66ZM99 219V218H98ZM40 220V221H39ZM53 220V221H52ZM32 221V222H31ZM50 221V222H49ZM53 222V223H52ZM57 222V224H55V223ZM66 222V223H65ZM111 222V221H110ZM109 221H107V223L106 222H103V223H106V224H108V223H110ZM35 223V224H34ZM113 224V222L111 223V225ZM33 225V226H32ZM40 227H39V226ZM54 225V226H53ZM110 225V224H109ZM38 226V227H37ZM5 227V228H4ZM21 227V228H20ZM36 227V228H35ZM47 227V228H46ZM35 228V229H34ZM74 229V230H73ZM12 230V231H11ZM2 231V232H1ZM47 231H48V233H47ZM10 233H14V234H11L10 235ZM15 233H17V235L15 234ZM61 233V235H59ZM79 233V234H78ZM80 233L82 234V235H86V236H82V235H80ZM94 233H95V235H94ZM34 234V236H33V238H31V239H33V241H31V239L28 237L29 235H30V237L32 236ZM38 234H39V236H38ZM51 234V235H50ZM77 234H78V237H77ZM93 234V235H92ZM102 234L103 235H108L107 237L106 236H103L102 237ZM110 234V235H109ZM53 235V236H52ZM126 236H128V237H126ZM6 237H7V239H6ZM28 237V238H27ZM53 237V238H52ZM85 237H86V239H88L87 237H90L91 238V241H88V240H86L84 243H83V238L85 239ZM113 238H115V239H113ZM12 239V240H11ZM40 239H42L43 240V242L42 241H40ZM48 239V241H46V240ZM62 239V241L60 242V240ZM95 239H97V240H95ZM113 239V240H112ZM124 239V240H123ZM127 239H128V241H127ZM24 240V241H23ZM93 240H95V241H93ZM99 240V241H98ZM122 240V241H121ZM23 241V242H22ZM65 241H68V242H65ZM73 241V242H72ZM82 241V242H81ZM92 241H93V243H92ZM3 242V243H2ZM31 242H33V244L31 243ZM46 242H48V243H46ZM55 242V243H54ZM90 242H91V244H90ZM99 242V244H97ZM29 243H31V244H29ZM40 243H42V245L40 244ZM46 243V244H45ZM80 243H82V244H80ZM86 243L87 244H89V246H87L86 245ZM56 244V245H55ZM59 244V245H58ZM67 244H69L68 246V248H67ZM101 244V245H100ZM116 244H115V246H116ZM126 244V245H125ZM34 245V246H33ZM36 245V246H35ZM91 245H98V247H96V249L94 250V251H96V250H99V252H97V254H95L94 253V251H93V253L94 254H91L92 253V250H93V248L94 247H92ZM100 245V246H99ZM71 246V247H70ZM87 247L86 249H87V251H85L86 249H85V247ZM92 247V250L90 251V250H88V248L89 247ZM127 246V247H126ZM19 247V248H18ZM29 247L30 248H32V250H30L29 249ZM41 247V248H40ZM44 247V248H43ZM91 247H90V249H91ZM106 248V247H108L109 248V251L110 252H112V253H110V252H108L109 253V258H108V256H103L104 254L105 255H107L106 253L107 252H105L103 249H102V251H101V249L100 248ZM126 247V248H125ZM8 248V249H7ZM24 250H23V249ZM39 248V249H38ZM67 248V249H66ZM99 248V249H98ZM104 248V249H105ZM121 248V249H120ZM5 249H7L6 251L7 252H5ZM18 249H20V251H18ZM23 251H22V250ZM34 249H38V250H34ZM45 249V250H44ZM65 249H66V251H65ZM107 249V248H106ZM121 250L122 251V253H121V251L119 252L118 250ZM151 249H152V253H154V255L153 254H151V256H150V253L149 254H147V253H144V252H142L143 253V255H144V258L147 256V257H156V256H158L157 255V253H158V251H156V250H154L152 247H151ZM27 250H30V252L28 251L27 252ZM3 251H4V253H3ZM44 251V252H43ZM47 251V252H46ZM62 251V252H61ZM101 251V252H100ZM106 251H108V250H106ZM115 251V252H114ZM157 253H156V252ZM2 252V253H1ZM23 252H24V254H23ZM33 252H35L36 253V258L38 259V261H36L37 259H34L35 257H34V255H35V253H33ZM41 252V253H40ZM66 252V253H65ZM85 252H88V254L86 253L85 254ZM90 252V253H89ZM102 252L104 253L103 255H102ZM7 253H11L10 254V256H7ZM12 253L13 254H15V255H13L12 256ZM74 253H76V254H74ZM115 253H117V254H115ZM121 253V254H120ZM22 254L25 256V258L26 257H28L29 258V261H28V259H24L23 257L24 256H22ZM34 254V255H33ZM63 254V255H62ZM91 254V255H90ZM111 254V255H110ZM118 254L120 255V256H118ZM131 256H130V255ZM139 254V258H142V254L141 253H138ZM55 255V256H54ZM94 255V256H93ZM96 255V256H95ZM123 255V256H122ZM127 255H129L130 256V258H128L129 256H127ZM153 255V256H152ZM12 256V257H11ZM20 256V257H19ZM33 256V257H32ZM44 256V257H43ZM70 256V257H69ZM99 256H103V257H99ZM2 257V258H1ZM5 259H4V258ZM9 257H11V260H10V258ZM43 257V258H42ZM75 257V258H74ZM94 257V258H93ZM96 257H99V259L98 258H96ZM118 257V258H117ZM119 257H121V258H119ZM127 258L129 261H127L126 262V259H124V258ZM56 258V259H55ZM73 258V259H72ZM7 259H9V260H7ZM101 259H103V261H101ZM117 259V260H116ZM7 260V261H6ZM25 260H26V263H24L25 262ZM56 260V261H55ZM122 260V261H121ZM33 261V262H32ZM98 261V262H97ZM104 261V263L106 264V262ZM23 262V263H22ZM52 262V263H51ZM54 262V263H53ZM132 262V261H131ZM101 263H99V264H101ZM103 263V264H104ZM131 264V263H130Z\"/></svg>",
    "mask_w": 264,
    "mask_h": 264
},
{
    "label": "crops",
    "instance_id": "0c3cea01",
    "mask_svg": "<svg viewBox=\"0 0 264 264\" xmlns=\"http://www.w3.org/2000/svg\"><path fill=\"white\" fill-rule=\"evenodd\" d=\"M260 117L261 116H259L258 117V119H257V122H256V127L258 126L259 127V125H260V122H261V119H260ZM255 126L254 127H251V126H249V125H244V129L243 130H245V128H246V133H245V135H244V138L245 137H247L246 139H245V141L246 142H248V137H249V139H250V141H249V143L251 144V145H253L254 144V142H255V140H256V137H258V131H259V128H258V130L254 133L253 131L255 130V128H256ZM248 131V132H247ZM250 133V134H249ZM255 136V137H254ZM254 141V142H253Z\"/></svg>",
    "mask_w": 264,
    "mask_h": 264
},
{
    "label": "clouds",
    "instance_id": "9594fccd",
    "mask_svg": "<svg viewBox=\"0 0 264 264\" xmlns=\"http://www.w3.org/2000/svg\"><path fill=\"white\" fill-rule=\"evenodd\" d=\"M240 31L242 32V29Z\"/></svg>",
    "mask_w": 264,
    "mask_h": 264
}]
</instances>
